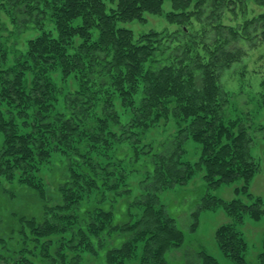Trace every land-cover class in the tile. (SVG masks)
<instances>
[{"label":"trees","instance_id":"trees-1","mask_svg":"<svg viewBox=\"0 0 264 264\" xmlns=\"http://www.w3.org/2000/svg\"><path fill=\"white\" fill-rule=\"evenodd\" d=\"M165 1L0 0L15 24L8 30L0 21V33L14 35L9 43L0 34V182L17 179L28 186L43 213L41 220L20 216L7 236L0 235V261L170 264L166 254L184 244V234L158 190L184 185L200 172L208 190L240 179L234 192L248 195L258 168L254 132L261 135L264 156V123L247 126L230 117L221 75L255 41L264 44V0H168V8ZM250 3L258 13L249 14ZM225 13L241 17L224 21ZM147 14L177 26L135 35L127 24ZM31 29L39 32L18 48L17 38ZM56 72L62 79L80 77L76 92L67 96L68 113L55 107ZM113 99L130 112L127 122L119 120ZM159 119H172L177 130L159 152L135 150V159L141 153L149 159L142 191L124 203L116 220L113 203L129 192L125 178L136 169L121 166L126 154L120 148L114 160L107 156L103 162L92 153L99 146L108 152L132 138L134 129ZM189 139L199 146L194 161L182 158ZM54 152L65 154L67 164L48 193L37 173ZM250 198L224 200L207 192L193 212L221 206L232 217L215 231L231 264H254L238 224L244 216L264 217V195ZM134 207L141 209L136 217ZM262 243L258 264H264V237ZM186 264L221 262L201 250Z\"/></svg>","mask_w":264,"mask_h":264},{"label":"rangeland","instance_id":"rangeland-1","mask_svg":"<svg viewBox=\"0 0 264 264\" xmlns=\"http://www.w3.org/2000/svg\"><path fill=\"white\" fill-rule=\"evenodd\" d=\"M165 8H168V0L165 1ZM248 12L250 15L258 13V7L249 4ZM238 20L240 13L236 15ZM224 21H235L229 17V13L223 16ZM0 21L4 22L8 30H13L14 23L11 17L0 8ZM127 26L134 30L135 35L141 32H146L151 29L156 30H173L176 28V23H168L162 15L147 14L144 21H133ZM168 27V28H167ZM39 31L29 30L17 38V47L25 48L26 40L32 37ZM6 37H10L9 43L14 40V35L10 33H0ZM250 46L241 59L234 62L230 68L223 71L221 75V82L223 88L227 91L229 100V110L231 118H241L247 126L255 127L257 123H264V44L258 43ZM16 43V42H15ZM200 49V46L197 50ZM57 85V100L55 107L57 110H67L66 99L76 92L80 84V77L76 74L62 79L59 73L56 72L53 76ZM105 99V98H104ZM118 99H113L114 105L119 108V120L122 123L128 121L130 112L126 108H121L117 102ZM105 101V100H104ZM98 109L102 107V102L97 103ZM96 110H93V112ZM177 130L176 124L172 119L162 120L150 123L149 126L134 129L135 134L129 140L123 141L119 145H114L110 150L105 151L102 146H99L93 151L92 156L100 161H105L108 156L109 160H114L118 148L123 150V155L126 164H122L126 170L127 168H134L136 171L127 174L125 183L130 188L128 193H123L116 198L113 206L115 207V219L121 220L122 215L126 209V204L134 200L142 191V179L146 171V163L148 164V154L141 153L139 158L135 159V150L141 151L151 148V152H159L163 144L170 136L174 135ZM252 130V129H251ZM255 140L253 144V154L257 158L258 168L254 176L249 182L248 195L244 193L236 194L234 187L242 183V180H236L232 183L223 184L218 188L208 190L200 172L195 173L184 185L173 186L168 189L158 190L159 201L165 206L168 213L175 218L177 226L184 234V244L171 253L166 254V258L170 264H186L189 257L192 262L196 255L201 250L215 256L221 264H231L220 251L218 243L215 238V231L221 225L233 221L232 217L228 215L221 206L202 210L195 216L201 198L209 192L215 196H219L224 200H230L234 197H239L243 201L250 202V197L264 195V156L260 150L258 132H254ZM3 139L0 133V145ZM139 141V142H134ZM147 145V146H145ZM137 146V147H136ZM198 144L192 139L187 141L185 152L182 155L183 159L194 161L198 154ZM115 151V152H114ZM114 153V154H113ZM118 155V153H117ZM115 158H114V157ZM114 158V159H113ZM67 164V157L61 152L52 153L49 160H47L40 167L37 178L41 180L43 185L47 186V192L55 190V184L60 180V175ZM118 165V163H117ZM0 182V235L7 236L11 228L18 223L20 216H34L37 220L43 217L40 201L34 191L28 186L15 179L7 181L1 179ZM122 190L127 188L121 187ZM128 188V189H129ZM252 195V196H251ZM122 203V204H121ZM109 204H107L108 206ZM141 212L139 207H134L132 210L133 217H136ZM242 231L245 240L247 241L246 257L252 260L254 264H258V256L262 252L263 237H264V217L259 220H253L248 216H244L241 223L238 224ZM121 241H117V244ZM177 252L176 255L174 253ZM180 253V255H178ZM189 256V257H188ZM133 261L129 262L130 264ZM0 264H10V262L0 261Z\"/></svg>","mask_w":264,"mask_h":264}]
</instances>
